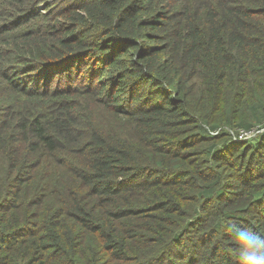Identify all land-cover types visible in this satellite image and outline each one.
Returning <instances> with one entry per match:
<instances>
[{
  "label": "trees",
  "instance_id": "1",
  "mask_svg": "<svg viewBox=\"0 0 264 264\" xmlns=\"http://www.w3.org/2000/svg\"><path fill=\"white\" fill-rule=\"evenodd\" d=\"M257 124L264 0H0V264H241Z\"/></svg>",
  "mask_w": 264,
  "mask_h": 264
},
{
  "label": "clouds",
  "instance_id": "2",
  "mask_svg": "<svg viewBox=\"0 0 264 264\" xmlns=\"http://www.w3.org/2000/svg\"><path fill=\"white\" fill-rule=\"evenodd\" d=\"M236 243L242 250L241 264H264V251L255 239L242 234Z\"/></svg>",
  "mask_w": 264,
  "mask_h": 264
},
{
  "label": "rangeland",
  "instance_id": "3",
  "mask_svg": "<svg viewBox=\"0 0 264 264\" xmlns=\"http://www.w3.org/2000/svg\"><path fill=\"white\" fill-rule=\"evenodd\" d=\"M40 7H43V6H40ZM226 92H231L232 94H235L237 97H239V99L240 100H242V99H247V98H249V96L248 95H246L245 93L247 92L246 90H244V89H238V92H236V91H234L232 88H228L227 90H226ZM232 97H227L226 99H225V101L228 103L229 101H230V99H231ZM221 104H222V107H223V102L221 101ZM241 104V103H240ZM237 110H238V108L235 110V115L237 116ZM222 118H220L219 117V120H220V125H222L223 126V124H224V122H222V120H221ZM263 125H261V124H257V125H255V127L252 129V130H250V136H242L241 134H242V129L243 128H240V133H239V135H240V137H244L245 139H248V138H253V137H255V138H253V140H255L256 138H258L259 136V133H261L264 129H263V127H262ZM233 129H236V128H233ZM247 131V130H246Z\"/></svg>",
  "mask_w": 264,
  "mask_h": 264
},
{
  "label": "built area",
  "instance_id": "4",
  "mask_svg": "<svg viewBox=\"0 0 264 264\" xmlns=\"http://www.w3.org/2000/svg\"><path fill=\"white\" fill-rule=\"evenodd\" d=\"M243 131H242V136H250V131H246L245 129H242ZM213 132H215V131H213Z\"/></svg>",
  "mask_w": 264,
  "mask_h": 264
}]
</instances>
